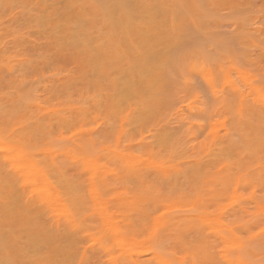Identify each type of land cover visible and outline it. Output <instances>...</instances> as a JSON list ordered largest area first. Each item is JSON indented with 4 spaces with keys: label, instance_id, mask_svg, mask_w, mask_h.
Masks as SVG:
<instances>
[{
    "label": "rangeland",
    "instance_id": "1",
    "mask_svg": "<svg viewBox=\"0 0 264 264\" xmlns=\"http://www.w3.org/2000/svg\"><path fill=\"white\" fill-rule=\"evenodd\" d=\"M0 264H264V0H0Z\"/></svg>",
    "mask_w": 264,
    "mask_h": 264
},
{
    "label": "bare ground",
    "instance_id": "2",
    "mask_svg": "<svg viewBox=\"0 0 264 264\" xmlns=\"http://www.w3.org/2000/svg\"><path fill=\"white\" fill-rule=\"evenodd\" d=\"M261 111H263V110H261ZM21 153H19V154H16V157H15V155H11V156H5L4 158V160H6V161H4V162H2V164L3 163H5L6 162V164L4 165L3 164V166H5L6 168V174H5V176L6 177H8V178H11V180H13V181H18L19 179L18 178H20L21 176H23L22 178L24 179L25 177H29L30 175L29 174H31V176H34L35 178H36V174L38 173L39 174V170H37V172H36V168L34 169V167L31 165L32 164V162L30 161V158L28 157V156H24L23 154H21ZM18 155H19V157H18ZM18 158V159H17ZM19 160V164L20 165H18V166H16L17 164H18V162L16 163V160ZM16 164H15V163ZM8 163H10L11 165H12V167H13V170H9L8 168H7V166L6 165H8V166H10V164H8ZM1 164V165H2ZM14 164H15V166L17 167H15L14 168ZM11 168V167H10ZM16 169V170H15ZM25 170H27V171H25ZM33 170H35V171H33ZM20 171H21V173H20ZM24 172L26 173V174H28V175H25L24 174ZM35 172H36V174H35ZM22 173H23V175H22ZM19 174L21 175L20 177H19ZM34 174V175H33ZM38 174H37V176H38ZM40 175V174H39ZM30 176V178L32 179V177ZM42 177V178H41ZM38 176L37 178H38V181H40V185L38 186H36V185H33L32 184V188L31 189H33L34 190V192L37 194V196H36V198H38V200H36L35 199V197H33L34 196V194L35 193H33V196H32V193H31V196H32V198H31V204L29 205V206H31V208L33 207V210L32 211H34V209L35 210H37L38 212L40 211V212H43V211H45L46 213H47V211H48V209L50 208L51 209V206H54V204L56 205V203L57 202H61L62 200H61V198H62V196L60 197V195H61V193H60V191H59V189L57 188V187H53V186H49V181L48 180H46V178H43V176ZM30 178H29V183H30ZM35 178L33 179V182H37V179L35 180ZM40 178V179H39ZM28 178H26V180H27ZM25 180V179H24ZM23 180V181H24ZM25 180V181H26ZM35 180V181H34ZM41 181H42V183H41ZM27 182H28V180H27ZM32 182V181H31ZM32 182V183H33ZM24 184H28V183H26V182H24ZM24 184H23V186H24ZM24 186V187H27V186ZM24 187H22V188H24ZM37 189H36V188ZM52 187V188H51ZM40 188H42V189H40ZM39 189V190H38ZM25 190V189H24ZM38 192H37V191ZM40 190H41V193H40ZM27 192V190H25V193ZM31 192H33V191H31ZM39 193H40V195H39ZM42 196V198L41 197H39V196ZM31 196H29V197H31ZM33 198L35 199V200H33ZM40 199V200H39ZM42 199V200H41ZM60 200V201H59ZM55 202V203H54ZM54 203V204H53ZM51 204H53V205H51ZM58 204V203H57ZM61 204H63V202H61ZM60 205V204H59ZM58 206V205H57ZM63 205H60V209H64V207H62ZM56 206H54L53 208H55ZM58 208H59V206H58ZM58 208H55V209H58ZM50 209H49V211H50ZM54 209H52L51 211H53ZM39 212V213H40ZM35 213V212H34ZM68 219V218H67ZM62 221V220H61ZM69 221H71V220H69L68 219V222L66 221V223H68V224H66V225H70V228L72 227L73 229L75 228V225H74V223H73V221H71L72 222V226H71V223L69 222ZM57 223V222H56ZM62 223V222H61ZM60 222L58 223V225H59V227H60V224H61ZM63 223H65V222H63ZM63 223H62V225H63ZM61 225V227H63V226H66V225H63L62 226ZM63 228H65V227H63ZM66 228H68L69 229V227L67 226ZM61 229V228H60ZM67 229V230H68ZM73 229H70V230H73ZM76 229V228H75ZM73 231H75V230H73ZM72 233H74V232H72Z\"/></svg>",
    "mask_w": 264,
    "mask_h": 264
}]
</instances>
